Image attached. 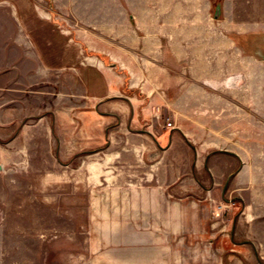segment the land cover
Segmentation results:
<instances>
[{
	"label": "rangeland",
	"instance_id": "374dc122",
	"mask_svg": "<svg viewBox=\"0 0 264 264\" xmlns=\"http://www.w3.org/2000/svg\"><path fill=\"white\" fill-rule=\"evenodd\" d=\"M129 2L123 16L108 0H19L24 12L34 6L20 22L35 26L39 44L29 57L26 48L4 47L0 58V264H264V10L223 17L257 27L258 49L249 57L228 37L219 64L203 30L221 15L203 1L147 0L145 15ZM124 21L146 25L152 41L154 26H163L162 49H153L162 60L147 81L160 93L158 123L149 113L131 133L109 126L99 144L84 136L70 152L62 142L74 128L54 123L60 92L74 99V78L60 85L64 42L77 25L104 35ZM98 83L90 84L94 94ZM187 94L196 95L194 112L177 111L171 101ZM110 129L124 138L111 149ZM219 136L224 151L208 148ZM113 150L122 156L108 174L104 158Z\"/></svg>",
	"mask_w": 264,
	"mask_h": 264
},
{
	"label": "crops",
	"instance_id": "0c3cea01",
	"mask_svg": "<svg viewBox=\"0 0 264 264\" xmlns=\"http://www.w3.org/2000/svg\"><path fill=\"white\" fill-rule=\"evenodd\" d=\"M29 1L34 2V0ZM108 1L112 5L113 14L117 12L126 16L127 12L131 10L129 2L131 0ZM137 1H139L138 13L145 15L147 12V0ZM201 1H203L206 10L213 12L214 6L217 3L220 4L222 19L220 18L217 23L204 25L203 30L204 42L207 43L206 47L212 49L214 53L217 51L216 57L218 60H214L213 63L224 64L226 62L228 37L230 43L234 47L236 46L240 53H243L244 50L249 57H254L258 49V39L254 35L257 27H254L251 23L227 22L226 18L223 19V17L229 11L233 13L235 8H239L241 12L243 8L251 9L255 6L256 9L263 11L264 0ZM22 10L19 8V0H0V58L4 47L26 48L28 57L31 55V53L29 54L30 50L38 48L39 40L35 37V26H29L24 19L20 22L22 14L28 15L29 12L31 15L35 14L34 6L31 4L30 8L28 7L25 12ZM4 16L7 21L5 23ZM94 28L91 24L74 27L75 39L68 41L67 45L64 42L65 51H62L59 55V61L64 63V66L59 68L60 85L61 87H63L62 85L66 87V79L69 76L74 78L75 88L71 92V96H74V99H68L66 91L60 92V104L59 109L54 113V123H58V127L64 128L65 131L68 128H74V137L71 138V142L66 137L62 142L63 144L69 142L70 152L73 153L82 149L84 136L90 138L88 144H99L104 138L103 131L109 126L113 127L111 129H119L122 134L131 133L130 128L137 127L143 121L142 116L149 113L153 116L150 123H153L152 125L158 123L156 109L161 108L159 105L160 93L151 91L148 88L147 81L150 80L151 74L156 71L154 67L159 65L160 60H162L161 55L158 56L153 49L157 47L160 50L162 49L163 26H154L155 41H152V36L148 34L150 29L142 24L136 26L125 21L117 24L113 22L107 25L104 35H100L98 29ZM176 28L173 25L170 30L175 31ZM173 42L174 40L170 44ZM67 46L71 47L69 51ZM87 53L106 57L110 61L111 67H106L95 56L87 57ZM209 63H212V61L210 62L209 60ZM72 64L74 66L67 68V65ZM45 70L48 72L47 69ZM222 73L219 71L218 74L212 76L213 79H221ZM209 78H211L209 74L203 77L204 80H210ZM115 79L118 81H115ZM97 82H99L98 90L100 92L99 94H94L90 86L97 85ZM67 100L68 104L66 103ZM171 102L173 105H177V111L194 112L191 106L195 105L196 95L187 94L185 98L183 96ZM219 102L221 104V101ZM225 103L224 100L223 107ZM223 109L225 112V108ZM200 121L189 118L186 123H200ZM0 123H2L1 119ZM114 123L116 124L112 125ZM224 123H226L225 119ZM111 129L108 130L106 138L109 149L114 146L117 137L124 141L121 135L111 132ZM204 133L206 134V131ZM181 134L182 138L187 139L190 143L188 135ZM144 136L155 143L156 146L159 144L157 136L151 132L148 131ZM175 139L173 135L171 145ZM222 143L226 144V140L219 136L218 145L209 143V145H213L208 146V148L218 152L224 151L221 147ZM121 156V152H115V150L106 155L104 160L106 161L105 165L108 169V174H110L109 167L120 160Z\"/></svg>",
	"mask_w": 264,
	"mask_h": 264
},
{
	"label": "water",
	"instance_id": "95a60500",
	"mask_svg": "<svg viewBox=\"0 0 264 264\" xmlns=\"http://www.w3.org/2000/svg\"><path fill=\"white\" fill-rule=\"evenodd\" d=\"M220 17V4L217 3L214 6V18H219Z\"/></svg>",
	"mask_w": 264,
	"mask_h": 264
},
{
	"label": "trees",
	"instance_id": "16d2710c",
	"mask_svg": "<svg viewBox=\"0 0 264 264\" xmlns=\"http://www.w3.org/2000/svg\"><path fill=\"white\" fill-rule=\"evenodd\" d=\"M101 57V56H100ZM236 170L233 172V173H231L229 176H228V181L231 179V178H233L234 177V175L236 174Z\"/></svg>",
	"mask_w": 264,
	"mask_h": 264
}]
</instances>
